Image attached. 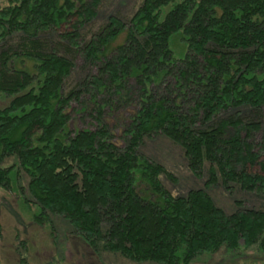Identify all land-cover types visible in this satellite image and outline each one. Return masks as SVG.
Wrapping results in <instances>:
<instances>
[{
    "label": "trees",
    "instance_id": "16d2710c",
    "mask_svg": "<svg viewBox=\"0 0 264 264\" xmlns=\"http://www.w3.org/2000/svg\"><path fill=\"white\" fill-rule=\"evenodd\" d=\"M99 4L0 3V45L20 36L0 47V191L22 189L35 222L60 217L91 248L135 263L194 264L244 246L264 253V208L228 215L203 190L174 196L160 180L171 175L140 153L165 136L195 176L210 165L208 187L264 198V0H142L128 22L110 18L85 44L99 76L66 94L74 64L44 37L74 42ZM121 109L132 112L118 137L105 118Z\"/></svg>",
    "mask_w": 264,
    "mask_h": 264
},
{
    "label": "rangeland",
    "instance_id": "374dc122",
    "mask_svg": "<svg viewBox=\"0 0 264 264\" xmlns=\"http://www.w3.org/2000/svg\"><path fill=\"white\" fill-rule=\"evenodd\" d=\"M4 1L1 0L0 3ZM141 2L142 0H100L96 18L80 29L74 42L64 41L58 34L44 37L54 52L68 58L74 64L72 74L65 82L66 94L78 88L88 78L99 76L98 68L91 65L80 53L85 44L107 25L110 18L128 22ZM125 35H121L114 42L113 48L124 43ZM19 42L20 36L16 35L9 40L6 46L0 45V47L3 50L13 49ZM27 63L30 67L32 66L31 62ZM7 103V99L0 97L1 108ZM73 107L77 109L75 104ZM130 112L132 109L116 110L108 113L105 118L110 126L115 127L114 133L118 137L121 136V125L124 118L128 117ZM240 113L242 117L249 118V121H260L257 114L247 109L240 110ZM74 114V119L79 118L76 113ZM228 116L229 114L223 117ZM242 117V121H247ZM261 122H263V130L264 116ZM90 124L96 125L92 121ZM261 139L262 137L259 136L257 142ZM120 141L119 138L117 142L120 143ZM140 153L153 163L164 167L171 175L172 179L162 175L160 180L174 196H187L191 191L203 190L228 215L235 213L239 207L255 210L264 208V198L242 191L236 184H230L226 188L219 181L216 186L208 187L210 165L205 164L202 175L195 176L189 169L183 149L165 136L145 140L140 147ZM13 163L14 158H10L6 160L4 166L9 167ZM27 184L28 178L24 176L21 185L25 188ZM21 195L22 189L19 194L12 191H0V224L2 227L0 264H155L135 263L118 254L104 251L101 246L96 249L91 248L79 237L73 235L70 224L60 217H52V223L48 224L35 222L33 214L37 212L36 209L26 206L21 200ZM240 250V254L221 250L214 255H203L194 264H264V253L256 247L244 246Z\"/></svg>",
    "mask_w": 264,
    "mask_h": 264
}]
</instances>
